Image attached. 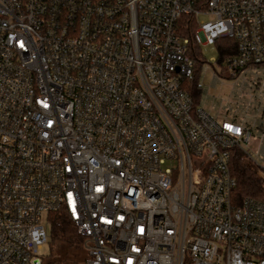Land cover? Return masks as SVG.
I'll return each mask as SVG.
<instances>
[{"label":"built area","instance_id":"1","mask_svg":"<svg viewBox=\"0 0 264 264\" xmlns=\"http://www.w3.org/2000/svg\"><path fill=\"white\" fill-rule=\"evenodd\" d=\"M185 16L200 48L236 39L232 76L264 66V0H0V264H47L60 210L82 264H264L231 172L240 148L264 180L256 136L194 105Z\"/></svg>","mask_w":264,"mask_h":264},{"label":"rangeland","instance_id":"2","mask_svg":"<svg viewBox=\"0 0 264 264\" xmlns=\"http://www.w3.org/2000/svg\"><path fill=\"white\" fill-rule=\"evenodd\" d=\"M209 18L208 15L200 16V20ZM201 50L205 57L200 71L201 108L219 119L241 117L245 115V109L250 107L264 108V66L232 76L226 69V63H219L220 51L216 44H204ZM253 133L257 137L246 145V149L264 167V139L261 141L256 131ZM47 230L48 242L39 249L40 254L52 258L65 256L71 258V261L75 259L74 249L60 250L56 247L52 249L50 226ZM76 264H82V259L77 257Z\"/></svg>","mask_w":264,"mask_h":264},{"label":"trees","instance_id":"3","mask_svg":"<svg viewBox=\"0 0 264 264\" xmlns=\"http://www.w3.org/2000/svg\"><path fill=\"white\" fill-rule=\"evenodd\" d=\"M195 27L196 23L189 16L183 17L179 22V29L184 36L190 39L191 54L196 59L194 73L184 79L183 86L191 94L194 105L198 106L202 95L200 71L205 57L200 46L193 42ZM215 44L220 51V64L226 63L228 58L238 53V44L233 36L218 38ZM244 159L245 153L240 148L232 150L231 172L237 181L234 195L238 201L249 196L264 200V180L245 164ZM50 218L52 249L54 247L60 250L74 249V256L83 260L82 235L78 232L76 222L68 216L65 210L53 212ZM76 258L71 261V258L65 256L52 258L48 255L47 264H76Z\"/></svg>","mask_w":264,"mask_h":264},{"label":"crops","instance_id":"4","mask_svg":"<svg viewBox=\"0 0 264 264\" xmlns=\"http://www.w3.org/2000/svg\"><path fill=\"white\" fill-rule=\"evenodd\" d=\"M244 114L245 115L241 117L235 116V119L251 127L253 129V132L256 131L258 133L259 138L262 137L264 139V108L250 107L249 109H245Z\"/></svg>","mask_w":264,"mask_h":264}]
</instances>
